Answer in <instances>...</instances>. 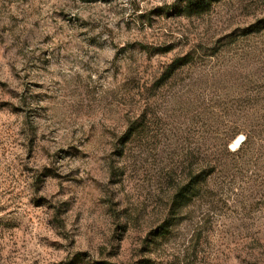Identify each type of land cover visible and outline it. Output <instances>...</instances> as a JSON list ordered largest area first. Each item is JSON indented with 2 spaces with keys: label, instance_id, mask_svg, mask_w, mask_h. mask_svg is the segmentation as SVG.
Wrapping results in <instances>:
<instances>
[{
  "label": "rangeland",
  "instance_id": "obj_1",
  "mask_svg": "<svg viewBox=\"0 0 264 264\" xmlns=\"http://www.w3.org/2000/svg\"><path fill=\"white\" fill-rule=\"evenodd\" d=\"M0 264H264V0H0Z\"/></svg>",
  "mask_w": 264,
  "mask_h": 264
}]
</instances>
